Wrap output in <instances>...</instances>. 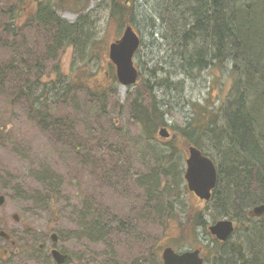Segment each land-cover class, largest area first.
Segmentation results:
<instances>
[{
  "label": "trees",
  "instance_id": "obj_1",
  "mask_svg": "<svg viewBox=\"0 0 264 264\" xmlns=\"http://www.w3.org/2000/svg\"><path fill=\"white\" fill-rule=\"evenodd\" d=\"M137 1L109 0V15L117 21L119 31L128 24L136 29L139 16ZM157 1L160 3L157 5L158 12L151 17V22L155 25V21H160L164 29L163 38L171 37V46L180 53L181 69L189 76L193 73L202 76L203 72H208L217 82H222L227 75V93L221 97L219 93H213L214 87H211L205 99L206 105L186 100L191 107L188 122L182 127L171 125V136L162 138L159 130L164 126L169 127V123L162 109L164 103L158 98L156 89L165 87L171 92L179 90L180 96L184 97V81H174L171 71L160 64L149 69V76L140 72L137 83L128 87V93L130 88L137 89V94L131 98L134 128L138 130L133 144L139 152L148 151L152 156L147 175H141L142 179L138 177L137 180L142 190L140 197L144 201L138 204L141 201L136 200L129 207L128 217L131 220L116 216L106 221L100 216L102 212L97 206H85L81 215L84 226L82 233L94 242L103 240L107 246H111V235L141 234L146 215H149L153 227L166 230L167 219L171 222L177 218L173 200L179 199L177 195L183 190L180 186L187 187L181 184L185 169L178 158L186 155L178 144L181 141L185 148L197 146L215 162L222 157L220 165L230 161L227 164L226 184L223 185L219 177L210 200L216 202L215 210L217 207L223 208V212L213 218L214 222L221 217L235 220L237 215L234 213L240 211L243 219L239 220V224L235 221L237 228L234 232L241 233L242 238L232 241L231 236L222 242L211 235L202 210L186 212L180 222L176 245L179 248L202 246L205 264H264V217H248V209H244V205L250 203L251 206L264 203V0ZM66 7L78 12L76 22L71 23L59 14V9ZM33 10L25 21L19 23L18 12H22L23 7L20 8L18 3L0 6V50L10 53L9 57L0 60V83L9 82L14 91L13 100L23 96L26 104L41 115L38 125H45L50 120L53 123L51 129L56 132L66 127L65 122L70 121V117H48L46 113L50 103L57 108L69 104L74 113H79L82 108L75 92L85 88V114L93 108L89 100L101 102L106 110L108 93L116 91L119 82L115 67L110 63L112 70L107 83L95 89L87 85L94 76L90 64L100 59L101 47L98 45L100 39L95 32L94 10L89 8V0H38ZM67 47H74L77 55L84 57L81 61L85 60L84 68L76 77L60 69L58 56ZM24 56L29 60L26 61ZM49 61H55L52 62L55 76L46 81L42 69L43 64L48 65ZM20 65H34L35 68L23 74ZM158 66L164 77L156 75ZM33 70L35 77L31 75ZM71 102L75 105L72 106ZM218 102L221 105L216 110ZM108 124L111 131L114 123ZM65 135L68 132L65 131ZM206 137L216 144L213 152L219 153V157L207 148ZM238 162H241L240 165ZM41 173L48 176L42 178L45 189L58 193L61 188L59 184L63 183L62 177H53L47 169ZM162 176L166 178V185ZM252 181L257 190L255 193L249 190ZM168 184L176 188L174 195L177 197L162 206L157 198L167 191ZM2 193L4 191L0 189ZM44 199L52 206L53 198L45 196ZM255 218L260 221L253 223ZM199 228L211 237L216 251L221 246L226 247L213 261L208 257L213 252L211 243L200 242ZM24 231L32 232L29 227H24ZM138 237L143 239L142 236ZM143 241L147 242L146 239ZM93 262L99 264L96 259ZM158 262L162 264L161 259Z\"/></svg>",
  "mask_w": 264,
  "mask_h": 264
},
{
  "label": "rangeland",
  "instance_id": "obj_2",
  "mask_svg": "<svg viewBox=\"0 0 264 264\" xmlns=\"http://www.w3.org/2000/svg\"><path fill=\"white\" fill-rule=\"evenodd\" d=\"M37 1L0 0V6L1 4L18 3L20 8L23 7V11L18 12L20 13L18 22L22 23L28 14L34 11L33 5ZM49 1L54 2L55 0ZM108 4L109 0H89V8L94 10L95 32L100 39L98 45L101 46L100 59L90 64L94 76L87 85L91 89L110 80L112 70L110 63L112 62L109 58V47L123 32V29L119 31L117 21L110 17ZM158 4L160 3L157 0L137 1L139 16L135 27L143 44L135 55V65L140 72L149 76V69L155 64H160L166 70L171 71L170 75L174 81H180V79L184 81L182 84L185 87L184 97L180 96L181 91L179 90L171 92L165 87L156 89L158 98L164 103L162 109L169 123L168 129L171 131V125L182 127L188 122L191 107L186 100L206 105L205 99L211 87H214L213 93H219L221 97L225 96L228 78L226 75L222 82H217L208 72H203L202 76L195 73L196 76L192 78L194 73L189 76L181 69L180 53L178 49L171 46V37L163 38L164 29L160 21H155V25L151 22V17L158 12ZM59 14L71 23L76 22L79 17L78 12L71 7L60 8ZM9 54L8 51L0 50V60L9 57ZM58 58L60 69L70 74L71 77L80 75L81 69L84 68L82 65L85 60L81 61L84 57L77 55L74 47H67ZM52 62L55 61H49L48 65L43 64L42 73H45L43 79L46 81L55 76ZM160 66L156 70V75L164 77L160 73ZM33 67L20 65L23 74ZM31 75L35 77L36 72L33 70ZM130 90L129 94L127 87L116 85V91L108 93L106 110L103 109L101 102L89 100L93 108L87 114L84 112V100L87 97L85 88L75 92L77 102L82 108L79 113H74L69 104L63 108H57L50 103L46 113L48 117H70V121L65 122V128L54 132L51 129L52 121L49 120L47 124L39 126L38 120L41 115L38 111L31 109L23 96L13 100L14 91L9 82L0 83V189L6 196L4 205L0 206V231L5 230L11 233L17 242V245L13 247L0 235V251L10 250V254L0 257V264H48L50 258L38 252V243L41 242V237L48 236L45 238L47 247L52 246L53 241L48 234L51 229L60 237L56 245L68 249L74 257L95 258L100 264L102 259L98 258L111 251L109 249L111 246L118 245V251L124 260L141 257L139 260L141 264H144L143 259L149 257L150 254L151 264H159L158 261L165 247L175 246L176 249H180L176 243L180 235V222L184 219L186 212L202 210L209 223L208 226L214 223L213 217L217 216V213L223 212L221 207L215 210L214 200H201L188 189V186L186 188L183 185L180 186V189H183L181 194L177 195L180 197L178 200H173L177 197L174 195L176 188L169 187L168 184L167 191L158 196L157 201L162 206L169 200L175 201L174 213L177 214V218L172 219L171 222L167 219L166 230L158 226L153 227L149 215H146L143 235L141 232L136 236L135 233H128L126 236L118 235L122 242L115 235H111L109 237L112 242L111 246H107L103 240L94 242L85 237L82 233L84 226L81 221L85 208L97 206L102 212L100 216L109 221L116 216L118 219L127 218L131 210L129 207L136 203V200L141 201L138 204L144 201L140 197L142 190L139 189L137 180L141 175H147L152 156L148 151L139 152L137 146L133 144L138 130L134 128L131 98L137 94V89L130 88ZM71 105L74 106L75 103L71 102ZM220 105L219 102L216 104V110ZM108 123H114L113 126L110 125L112 126L111 131L108 130ZM115 125L118 127L115 128ZM65 131L68 132L69 138L67 139ZM205 139L207 148L213 152L216 144L209 137ZM178 144L186 152L184 158H178L186 171L188 155L185 149L187 148L181 141H178ZM213 154L219 157V153L213 152ZM220 162H222V157H219V162L215 163L224 185L227 182V164L230 161H226L225 165H220ZM240 163L238 162V165ZM43 168L50 171L53 177H62L63 183L59 184L61 188L58 193L45 189L42 178L46 179L48 176L41 173ZM185 171L181 184L187 185ZM162 181L166 185L165 177ZM249 186L251 193L257 191L253 181ZM43 196L44 198L50 196L54 199L52 206L45 202ZM250 206L251 203L244 205V209ZM14 213L20 215V222L12 218ZM234 215H237L235 220L239 224V220L243 219L241 212L238 211ZM222 218L225 217L220 219ZM259 221L260 219H253V223ZM24 224H27L32 232H25ZM198 232H200V242L211 243L213 252L208 254V257L213 261L226 247L221 246L220 250L216 251V244L212 242L211 237L202 228H199ZM69 236H71L70 240L67 239ZM138 236H142L147 242ZM239 238H242V235L236 232L232 236V241Z\"/></svg>",
  "mask_w": 264,
  "mask_h": 264
},
{
  "label": "water",
  "instance_id": "obj_3",
  "mask_svg": "<svg viewBox=\"0 0 264 264\" xmlns=\"http://www.w3.org/2000/svg\"><path fill=\"white\" fill-rule=\"evenodd\" d=\"M142 38L135 30L132 24L125 26L120 38L110 44L109 57L116 67V74L120 85L128 87L137 83L139 78V69L135 65V55L141 46ZM162 138H168L170 132L167 127L159 130ZM187 168L185 179L190 191L195 193L202 200H210L218 182L217 166L212 158L204 154L203 151L195 145H190L187 150ZM6 201V196L0 194V206ZM249 217L264 216V203L258 204L248 211ZM15 221H20L18 213L13 214ZM235 224L232 219H220L209 226L210 233L220 241H226L235 231ZM2 236L9 237L5 230L1 231ZM53 239H57L54 233ZM201 250H187L177 252L173 247L168 246L162 252L163 264H204V258L200 255ZM52 254L58 264H64L67 255L61 253L58 249H53ZM72 264H86L72 263Z\"/></svg>",
  "mask_w": 264,
  "mask_h": 264
},
{
  "label": "flooded vegetation",
  "instance_id": "obj_4",
  "mask_svg": "<svg viewBox=\"0 0 264 264\" xmlns=\"http://www.w3.org/2000/svg\"><path fill=\"white\" fill-rule=\"evenodd\" d=\"M216 189V188H215ZM214 189V190H215ZM12 218H13V216H12ZM236 221V220H235ZM237 222V221H236ZM236 222H235V224H236ZM236 226H237V224H236ZM23 227H25V228H28L29 226L26 224H24L23 225ZM30 228V227H29ZM237 228V227H236ZM51 229V228H50ZM7 232V231H6ZM8 233V235H9V237H7V236H2L3 238H4V240L6 241V242H10L11 243V245L13 246V247H15L16 245H17V242H16V240L13 238V235L11 234V233H9V232H7ZM55 232L54 231H52V229H51V232H48V234H49V237L51 238V240L53 241V244H52V246H50V247H47V244H46V239L45 238H47L48 236H45V238H42L41 237V242H39L38 243V252L39 253H41L42 255L43 254H45L47 257L49 256V258H50V262H48V264H58L57 262H56V260H55V258H54V256H53V254H52V251H53V249H58L61 253H63V254H65V255H67V260H66V262L64 263V264H72V263H81V262H84V263H86V264H93L94 262H93V260L95 259V258H88L87 256H79V257H74V254L72 253V252H70L68 249H66V248H63V247H58L57 245H56V242H57V240H59L60 239V237H59V235L57 234V239L56 240H54L53 239V234H54ZM48 234H45V235H48ZM71 235V234H70ZM119 235V234H118ZM118 235H116V238L119 240V241H121L120 239H119V237H118ZM120 235H122V236H124L123 234H120ZM126 236V235H125ZM73 237V236H72ZM40 238V237H39ZM70 238H71V236H69L67 239H69L70 240ZM73 238H75V237H73ZM122 242V241H121ZM118 245L117 246H113V247H111V248H109V249H111V251H108V252H106L104 255H102L103 257H99L98 259L99 260H101L102 262L100 263V264H108L109 262L108 261H110L111 262V264H141V260H139V259H141V257H138V258H136V259H128V260H124V259H122V255H121V253L118 251ZM196 248H201V256L202 257H204V259H205V253H204V248H202V246H198V247H182V248H180V249H176V251H181V252H183V251H187V250H190V249H196ZM8 254H10V250L9 249H4L3 250V252L2 251H0V257H4V256H6V255H8ZM49 258H48V260H49ZM161 260H162V264H163V259H162V256H161V258H160ZM143 261H144V264H151V255L149 254V257H145L144 259H143Z\"/></svg>",
  "mask_w": 264,
  "mask_h": 264
},
{
  "label": "bare ground",
  "instance_id": "obj_5",
  "mask_svg": "<svg viewBox=\"0 0 264 264\" xmlns=\"http://www.w3.org/2000/svg\"><path fill=\"white\" fill-rule=\"evenodd\" d=\"M124 88V87H123ZM218 179H219V171H218ZM217 185H218V182H217ZM254 206H256V205H253V206H250L249 208H248V211L251 209V208H253ZM247 211V212H248Z\"/></svg>",
  "mask_w": 264,
  "mask_h": 264
}]
</instances>
